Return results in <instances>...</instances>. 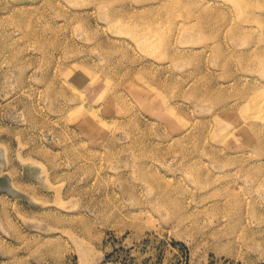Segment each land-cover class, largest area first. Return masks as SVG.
Returning a JSON list of instances; mask_svg holds the SVG:
<instances>
[{
    "label": "rangeland",
    "instance_id": "1",
    "mask_svg": "<svg viewBox=\"0 0 264 264\" xmlns=\"http://www.w3.org/2000/svg\"><path fill=\"white\" fill-rule=\"evenodd\" d=\"M0 264H264V0H0Z\"/></svg>",
    "mask_w": 264,
    "mask_h": 264
},
{
    "label": "bare ground",
    "instance_id": "2",
    "mask_svg": "<svg viewBox=\"0 0 264 264\" xmlns=\"http://www.w3.org/2000/svg\"><path fill=\"white\" fill-rule=\"evenodd\" d=\"M165 4V3H164ZM167 6V5H166ZM165 6V7H166ZM8 19V18H7ZM140 19H142V18H140ZM136 20V19H135ZM143 27H145V26H143ZM146 29V28H145ZM144 28H139V33H138V35H137V38L139 37V39H145L144 40V42H152V39H153V37L155 36V34H152V29L150 28V30L151 31H149V30H145ZM149 29V28H148ZM41 37V36H40ZM41 40V39H40ZM140 42H141V40H140ZM143 43V42H142ZM150 45V44H149ZM93 78V77H92ZM92 78H89V80H88V78H86L85 80H83L80 84L83 86V88L85 89H89L90 88V86H91V84H90V82H92V81H94V78H93V80H92ZM138 94V93H137ZM147 101H148V99H147ZM90 118V117H89ZM92 118V117H91ZM92 124V123H91ZM92 126V125H91ZM92 127H94V126H92Z\"/></svg>",
    "mask_w": 264,
    "mask_h": 264
}]
</instances>
